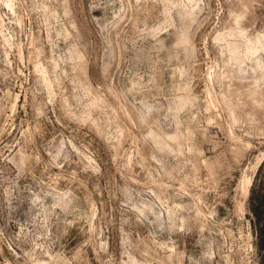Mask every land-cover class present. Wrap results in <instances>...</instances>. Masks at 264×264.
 Segmentation results:
<instances>
[{
  "label": "rangeland",
  "instance_id": "obj_1",
  "mask_svg": "<svg viewBox=\"0 0 264 264\" xmlns=\"http://www.w3.org/2000/svg\"><path fill=\"white\" fill-rule=\"evenodd\" d=\"M0 264H264V0H0Z\"/></svg>",
  "mask_w": 264,
  "mask_h": 264
},
{
  "label": "bare ground",
  "instance_id": "obj_2",
  "mask_svg": "<svg viewBox=\"0 0 264 264\" xmlns=\"http://www.w3.org/2000/svg\"><path fill=\"white\" fill-rule=\"evenodd\" d=\"M189 1H192V0H189ZM194 1V0H193ZM252 49V48H251ZM246 183H247V181H246Z\"/></svg>",
  "mask_w": 264,
  "mask_h": 264
}]
</instances>
